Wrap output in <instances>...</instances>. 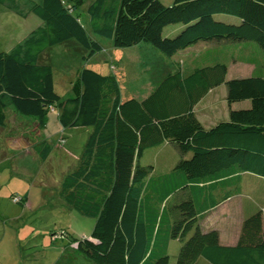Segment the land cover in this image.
I'll return each mask as SVG.
<instances>
[{"label":"trees","instance_id":"16d2710c","mask_svg":"<svg viewBox=\"0 0 264 264\" xmlns=\"http://www.w3.org/2000/svg\"><path fill=\"white\" fill-rule=\"evenodd\" d=\"M85 2L32 3L29 12L40 26L0 52V128L10 109L42 129L49 110L57 111L62 129H91L56 193L66 209L93 219L90 236L73 238L72 250L92 264H168L169 245L178 241L176 264H264V208L243 219L232 246L220 243L217 230L197 225L240 192L244 176L264 180V77L226 80L221 61L187 73L177 60L146 97L122 100L115 76L81 67L70 85L72 97L64 99L54 91L51 65L41 60L45 51L68 43L86 53L83 59L101 53L90 34L111 40L116 49L143 43L167 59L199 43H252L264 58V0ZM170 26L175 28L166 37ZM221 85L228 118L205 129L194 107ZM244 101L247 109L230 108ZM163 143L175 148L179 160L169 173L153 175V167L139 160ZM34 151L44 161L52 145L41 139ZM17 197L13 203L23 204Z\"/></svg>","mask_w":264,"mask_h":264},{"label":"rangeland","instance_id":"374dc122","mask_svg":"<svg viewBox=\"0 0 264 264\" xmlns=\"http://www.w3.org/2000/svg\"><path fill=\"white\" fill-rule=\"evenodd\" d=\"M39 1L10 0L5 6L0 5V52L9 51L11 43H14L13 46H15L31 31L40 26L41 21L29 12L31 4ZM159 1L165 6L171 5L173 2V0ZM90 2L92 0H86L85 3ZM83 8L81 9L82 12L85 9ZM81 17L82 22L85 23L86 14L84 12ZM222 17L217 16L216 18L221 19ZM85 25L88 27V24ZM174 28L170 26L165 29L164 35L166 37L172 35ZM90 37L101 44L103 50L88 59L82 58L86 53L74 43L54 46L41 56V60L49 63L52 67L55 93L64 99L72 97L70 85L75 79L76 71L81 67L101 75L115 76L119 84L121 98L125 100L129 97L142 98L148 95L150 93V90H147L149 86L154 85L166 71L172 69V67L170 68V66H174L172 61L178 60L180 63H184L185 60L188 61L185 54L181 53L172 59H167L157 50L143 43L131 48L116 49L109 39L92 34ZM253 45L255 46L254 50L247 48L248 57L256 60L262 53L255 44ZM245 48L246 46L242 45L239 51H243ZM203 50L202 46H198L193 51H197L195 54L201 52L207 56H212V51L202 52ZM218 52V50H214V53ZM201 59L202 56L197 58V60ZM226 61L229 65L226 80L229 77L249 76L253 72L251 64L240 65L232 64V60ZM186 70L184 71H189ZM223 92H226L224 85L208 95L203 101V105L206 108L214 107L215 104L220 105ZM218 110L223 112L225 106H216L215 113ZM12 114H9L7 127L4 130L0 128V134L9 136L10 142L16 140L18 136L16 133L17 125L20 132L30 129L28 125L23 126V123L15 124ZM205 120H209V116L205 117ZM90 132L91 129L88 127L62 129L57 120V111L49 110L45 127L41 133L52 145V151L44 162L40 160L32 162L28 158L26 161L27 171L30 172L31 169L32 174H25L19 169V166L23 165L22 159L19 158H22L23 154L26 153L24 152L26 149L11 148L0 152V193H9L7 198L10 203V205H0V215H4V217L0 216V264H7L9 260L13 261V256L19 260L20 264H92L83 256L76 254L71 246L74 245L73 238L90 236L93 219L80 216L78 213L66 209L56 194L62 177L76 166ZM31 134L33 137H37L33 132ZM61 140H63V144H61ZM178 160L179 154L175 148L163 143L145 150L139 162L141 165L152 166L153 175H159V173H169ZM260 180L256 183L252 182V179H248L243 183L246 186L242 190L246 195L249 193L251 200L256 201L260 196L264 199V180ZM16 190L21 193L29 192V198L24 205H15L9 198L10 193H18ZM168 206L171 207V205ZM222 208L217 214L219 218L224 212L228 213L225 210L228 206ZM21 210L24 212L22 213ZM217 215L216 218H218ZM14 231L18 232L19 242L15 238ZM61 231H66L68 234L62 235ZM27 243H31L33 247L28 248ZM18 244L21 246L20 248L17 247ZM180 246V242L171 241L168 264H176ZM195 264L208 263L199 259V262Z\"/></svg>","mask_w":264,"mask_h":264},{"label":"crops","instance_id":"0c3cea01","mask_svg":"<svg viewBox=\"0 0 264 264\" xmlns=\"http://www.w3.org/2000/svg\"><path fill=\"white\" fill-rule=\"evenodd\" d=\"M2 6H5V5H2ZM1 17H4V16H1ZM13 45H14V43H11L9 45V48L11 49ZM242 45H245L246 48L243 51H239V49ZM198 46H202L204 48V50L202 52L212 51V56L211 55L207 56V55H205V53H201V52H198L197 54H195V52H197V51H193V50H194V48H196ZM254 47L255 46L251 43L238 44V45H231V44H225V43H220V44L199 43V44L194 45L190 48H187L183 52H180L181 54H185V57L188 58V61L185 60L184 63L181 62L182 64L179 61L178 62L181 65V70L184 71L185 69L191 70V69L195 68L196 66L209 65V64H212L216 61L224 62L226 64V68H228L229 65H228V63H226L227 62L226 60H232V62H233L232 64H240V65H247V63H248V65L251 64L250 66H252L253 72L249 76L261 75L262 77H264V59L262 57V54L261 55L259 54V56L256 60L250 59L248 57L249 53L247 51V48H249L248 50H250V49L254 50L255 49ZM214 50L215 51L218 50L219 52L214 53ZM176 55H178V54H176ZM199 56H202L201 60H197V58ZM256 65H257V67H255ZM235 66H237V65H235ZM249 76H245V77H249ZM232 78H243V77H232ZM232 78L229 77V79H232ZM158 82H155L154 85H150L147 90H150L149 92H151L155 88V86L157 85ZM218 88H220V86L210 90L207 93V95L204 98H202L199 101V103L194 107L195 116L200 121L201 125L205 129L213 127L217 123H219L221 121H225L228 118L229 107L227 106L226 101H225L226 92L222 93V100H221L220 105L215 104V106L214 107L211 106V108H206L205 105H203V101L205 100V98H207L208 95L213 93ZM142 98H144V97H142ZM142 98H136V99L140 100ZM216 106H225V110L223 112H220L221 110H218V112L215 113ZM248 107H249V102L244 101V102L233 104L230 108L233 110L234 109L238 110V109H247ZM7 112H9V113H7ZM11 113H13V112H11L10 109L6 110L7 121H6V125L3 127V130L8 125L9 114H11ZM12 115H14L13 119L15 121V124L16 123L17 124L23 123V126L28 125L30 127V129L28 131L22 130L20 132L19 129H17L19 127L17 125L16 133L18 136H17L16 140L11 141V142H10L9 136H6V135L4 136L3 134L2 135L0 134V152H2L4 149L10 150L11 148L12 149H19V150L26 149V151H24L26 153L23 154L22 158L18 157L20 160L22 159L23 165L22 166L18 165V166H19V169L22 170L23 173L32 174L31 169H30V172L27 171L28 168L26 166V163H27L26 161L28 160V158H30V160L32 162L34 160L35 161L36 160L42 161L34 151V144L41 139H45L43 134L41 133V130H43V129L38 127L37 122L34 119H31V118H28L29 120L24 119L23 117L15 115L14 113ZM208 116H209V120H205V117H208ZM46 121H47V118H46ZM31 132H33L34 135H37V137H33V134H31ZM34 138L38 139V140H35ZM5 142H6V144H5ZM12 142H14V144H12ZM28 152H30L31 155ZM48 157L44 161H46L48 159ZM44 161H42V162H44ZM20 175L22 176V174H20ZM14 176H16V175H14ZM248 179H252V182H256V183H258V181H261L259 178H256L253 176H244L242 178V181L240 184V192L237 195L226 199L223 203L219 204L217 207L210 210L208 212L207 216L203 220L199 221L197 224L201 231H206L209 229L217 230L218 235H219V241L222 245L232 246V245L236 244L237 239H238V235H239L240 225H241L243 219L248 217L249 215H251L255 211L264 208V199L261 198V196H260L261 194L259 195L260 197L256 201L251 200V198L249 197V193H247V195L244 194L242 189L246 185L243 183L245 180H248ZM17 192L18 193H13V192L10 193L9 198H11V195H17L23 199L24 202L22 205H24L25 202H27V200L29 198V192H27V191H26V193H21L20 191H17ZM8 194L0 193V205H2V204L3 205H10L8 198H7ZM60 202L62 203L61 200H60ZM15 205H20V204H15ZM223 206L224 207L228 206L227 209L225 208V210L228 213L224 212L223 215L221 214V217L219 218V215H217V214L220 213V211L223 209L222 208ZM21 212L23 213L24 210H21ZM216 215L218 218H216ZM0 216L4 217V215H0ZM232 220H233V222H232ZM17 221H19V220L17 219ZM14 234H15V238H16L17 242H19L18 241V232L14 231ZM17 247L20 248L21 246L18 244ZM27 247L32 248L33 246L31 243H27ZM71 249H72V246H71ZM12 258L14 260L13 261L9 260V263H7V264H20L19 260L16 259L15 256H13ZM58 261H59V259H58ZM55 264H57V263H55Z\"/></svg>","mask_w":264,"mask_h":264},{"label":"built area","instance_id":"2783aa9c","mask_svg":"<svg viewBox=\"0 0 264 264\" xmlns=\"http://www.w3.org/2000/svg\"><path fill=\"white\" fill-rule=\"evenodd\" d=\"M12 201H13L14 203H17V202L19 201V198L16 197V196H14V197L12 198Z\"/></svg>","mask_w":264,"mask_h":264},{"label":"clouds","instance_id":"9594fccd","mask_svg":"<svg viewBox=\"0 0 264 264\" xmlns=\"http://www.w3.org/2000/svg\"><path fill=\"white\" fill-rule=\"evenodd\" d=\"M111 69H113V67L111 66ZM61 143L63 144V140H61ZM17 197V196H16ZM13 198V197H12ZM12 198H11V201H12ZM13 202V201H12Z\"/></svg>","mask_w":264,"mask_h":264}]
</instances>
